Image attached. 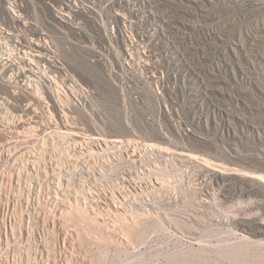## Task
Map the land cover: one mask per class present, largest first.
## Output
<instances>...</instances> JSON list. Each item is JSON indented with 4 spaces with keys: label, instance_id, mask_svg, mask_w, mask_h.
Segmentation results:
<instances>
[{
    "label": "rangeland",
    "instance_id": "374dc122",
    "mask_svg": "<svg viewBox=\"0 0 264 264\" xmlns=\"http://www.w3.org/2000/svg\"><path fill=\"white\" fill-rule=\"evenodd\" d=\"M17 1L49 78L0 65V264H264V0Z\"/></svg>",
    "mask_w": 264,
    "mask_h": 264
},
{
    "label": "bare ground",
    "instance_id": "6f19581e",
    "mask_svg": "<svg viewBox=\"0 0 264 264\" xmlns=\"http://www.w3.org/2000/svg\"><path fill=\"white\" fill-rule=\"evenodd\" d=\"M12 0H7V3H10L11 6H5L4 9L6 10V14L9 16V18L11 20H13L14 22H18L19 24H21L22 22V13L20 12V5L18 3L17 0H13L14 3L11 2ZM1 2H0V7H1ZM7 22V21H5ZM6 25V24H5ZM125 26H127L125 24ZM10 27V26H9ZM3 29H5V27H2ZM24 27H22L23 29ZM13 28H8L6 30H12ZM29 30V29H28ZM5 32V31H4ZM9 35H12L14 37H16V35H14V33L9 32ZM11 36V39L13 38ZM21 44V48H20V52H21V56H20V61L16 62L13 60V58L9 55L7 57L6 54H2L0 53V65L2 66V68H4V71L6 72L5 77H8L11 81V79H19L20 82L24 85H30V86H36L38 88L35 87V89L37 90H41V88H39L40 86V81H41V76H45L46 78H49V76L47 74L43 73L41 74V61L42 59L45 58V55L43 54V52L41 50H43V47L41 46V39L39 41H33L31 39H28L26 37H22L21 41L18 40ZM42 48V49H41ZM55 68L57 66H54ZM3 70V69H2ZM56 71V70H55ZM1 72V69H0ZM7 73H9V75H7ZM2 76V75H1ZM17 82V81H16ZM15 87H17L16 85H14ZM19 87V86H18ZM59 87V86H58ZM57 84L56 87L53 89L54 90V94L58 95V100L61 103V98H60V94L62 93L60 90L58 89ZM39 90V95H41V92ZM8 94V96H15L14 92H11V90L9 88H6L5 90ZM4 93V92H3ZM37 93V94H38ZM7 96V98H8ZM36 96V95H35ZM32 98V97H30ZM29 98V100H30ZM37 98V97H36ZM33 99V98H32ZM40 101V99H39ZM32 103V101H30ZM29 102V104H30ZM38 103V101H37ZM40 103V102H39ZM38 103V104H39ZM34 104V103H32ZM35 105V104H34ZM37 106V105H36ZM41 106V105H39ZM36 110V109H35ZM33 112V110H31ZM30 111V112H31ZM32 114V113H31ZM30 114V115H31ZM37 117V116H36ZM35 118V116H34ZM5 120V119H4ZM27 120V119H26ZM24 121V120H23ZM8 122V121H7ZM21 122V121H20ZM27 122V121H26ZM34 122V121H33ZM40 122V121H39ZM37 122V123H39ZM5 123V122H4ZM7 126V125H6ZM3 132V131H1ZM4 133V132H3ZM113 200V199H112ZM79 207V206H78ZM116 210L118 211L117 215H120V209L119 206L116 205ZM62 211V210H61ZM79 212V211H78ZM57 213V212H56ZM81 215L86 216V213H84L83 210H80ZM95 213V217L97 218H101V216L103 215L101 211H97L94 212ZM122 215V214H121ZM54 216V215H53ZM52 216V217H53ZM51 217V216H50ZM104 217V215L102 216ZM86 219V217H84ZM105 218V217H104ZM102 218V219H104ZM89 220V219H88ZM87 221V220H86ZM56 222V221H55ZM86 223V222H85ZM47 244V243H46ZM48 248V247H47ZM88 260V259H87ZM90 262V261H89ZM92 264V263H91Z\"/></svg>",
    "mask_w": 264,
    "mask_h": 264
},
{
    "label": "built area",
    "instance_id": "2783aa9c",
    "mask_svg": "<svg viewBox=\"0 0 264 264\" xmlns=\"http://www.w3.org/2000/svg\"><path fill=\"white\" fill-rule=\"evenodd\" d=\"M120 31L122 32V37H124L123 38V43H124L125 51L122 54L123 62H125L128 66H134V64L136 62L141 64V65H143L144 67L146 65V66H148L147 67L148 71L150 69V72L152 74H154V71L156 69V74L154 76L157 78L155 80L156 84H157L156 88H159L158 82L161 79L160 75L163 74V77H164V70L162 69L161 65L163 63H165L164 58L167 56V52L164 55L162 54V55L159 56L160 53H158L157 50L153 51V47L154 46H152V48H149V46L146 47L144 45L146 36L143 35L141 33V31H140V33L137 32L138 35H135L133 33V29L130 30L129 27H127L125 25H123V27H122V29ZM156 47L158 48L159 46L157 45ZM147 51L153 52L154 55L151 54V53L150 54L147 53ZM152 56H154L156 58V60L154 62L155 65L151 64V62L149 63V61H148L149 57H152ZM158 93L160 95H162V91L160 89H159Z\"/></svg>",
    "mask_w": 264,
    "mask_h": 264
}]
</instances>
